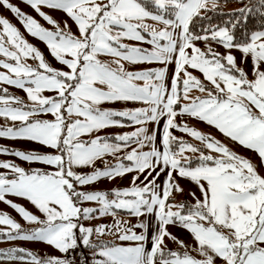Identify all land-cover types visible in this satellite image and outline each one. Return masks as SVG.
Returning <instances> with one entry per match:
<instances>
[{"label": "snow or ice", "instance_id": "6c2138e0", "mask_svg": "<svg viewBox=\"0 0 264 264\" xmlns=\"http://www.w3.org/2000/svg\"><path fill=\"white\" fill-rule=\"evenodd\" d=\"M25 2L52 27L10 0L0 5L63 67L53 66L0 15V84L27 96L0 87V116L6 121L0 138L53 149L0 146V154L48 166L25 168L0 160L6 170L0 171V202L32 225L0 210V240L45 242L61 255L9 246L0 248V261L264 264V0H247L228 12L223 11L228 0ZM44 8L68 19L57 21ZM216 15L222 19L213 22ZM250 17L257 21L251 27ZM115 102L144 106H104ZM185 117L214 127L224 140ZM125 121L138 127L106 131L124 127ZM84 167L91 171L77 170ZM129 173L127 186L85 187ZM183 180L195 189L186 190ZM9 196L26 200L36 212ZM120 211L137 222L121 219ZM105 216L112 221L85 223ZM170 227L187 231L193 243ZM105 235L113 239H100ZM165 238L178 247H168Z\"/></svg>", "mask_w": 264, "mask_h": 264}, {"label": "rangeland", "instance_id": "374dc122", "mask_svg": "<svg viewBox=\"0 0 264 264\" xmlns=\"http://www.w3.org/2000/svg\"><path fill=\"white\" fill-rule=\"evenodd\" d=\"M11 3L16 4L18 7L21 8L22 11H24L25 13L31 14L34 18H36L43 26L45 27H49L51 28L52 25L48 24L46 21H44L41 17L38 16V14L25 2V0H10ZM226 11H230L232 9H236L239 8L238 6L234 5V4H228L224 6ZM45 12L51 14L53 16L54 19H56L57 21H63L68 19L66 17V15L62 12V11H54V10H50L48 8H44L43 9ZM0 15H3L5 17H7L14 25H16V27H18L20 29V31L25 35V38L28 39V41L30 43H32L34 46L38 47L45 55V57L49 60L50 63L53 64V66L57 67V68H61L63 67L62 65H60L58 62H56L49 54V51L46 47V44L44 42H42L41 40H39L38 38L32 37L31 35H29L23 28L22 24L20 23L19 19L10 11L5 9L2 5H0ZM151 22V21H149ZM69 25L72 27V31L75 32L76 31V26L72 23V21L69 19L68 20ZM128 43H136L134 41H126ZM143 47H149V45L144 44L142 45ZM221 51L223 49H220ZM237 55V59L239 61V53H236ZM2 58V57H0ZM30 63H33V61L29 60ZM157 65L155 64H142L139 65V67L142 68H151V67H155ZM172 65H169V68H171ZM0 71H3V69H0ZM194 74H196L197 76H200L201 74L199 72H195ZM0 87H4L7 88L8 91L12 94L15 95H19L22 98H24L25 100H27V96L26 93L19 89L16 86H11V85H7V84H0ZM46 95H51V92H45ZM105 107H112V108H117V109H122L124 107H128V108H133V107H142L144 105L140 104V103H136V102H115L109 105H104ZM48 118H51L50 116ZM177 118H180L179 116ZM188 122V121H187ZM6 123L5 118L0 116V125H4ZM7 123L11 124L12 122L9 120L7 121ZM18 123V122H17ZM190 125H194L196 126L194 123L192 122H188ZM163 124V120L160 121V125L162 127ZM135 127H138V125L135 124H125L124 127H113V128H109L106 131L109 133H123V132H127V131H132L134 130ZM147 127L151 130L154 125L152 123H149L147 125ZM174 132L175 135L177 136H184L185 139H191L190 137L186 136L185 134L179 132V131H175V129L172 130ZM157 136H159V133L157 134ZM217 137V136H216ZM221 140H224L223 134H221L220 137H217ZM195 142V141H194ZM198 143V142H197ZM0 146H8L11 148H19L21 150H40L42 152H51L53 151V149L45 147L39 143L36 142H32L26 139H8V138H0ZM130 147H135V146H130ZM245 154V153H244ZM247 155V154H245ZM11 160L14 161L15 163L20 164L21 166L25 167V168H30V167H37V168H46L48 167L47 165L41 164V163H28L23 161L20 158L15 157L14 155H7V154H0V160ZM111 159V158H110ZM99 163V162H98ZM78 171L81 172H89L91 171L90 168L84 167V168H79L77 169ZM0 171H6L5 169L0 168ZM132 174L129 173L128 175H126L123 179L117 178L115 180H108V179H101L97 182L91 183L87 186H85L88 189L91 190H105L106 188H113V187H123V186H127L128 185V181H129V177ZM181 183L183 184V186L185 187V189H195V185L191 184L189 181L187 180H183L181 181ZM198 194V193H197ZM15 202H18L22 205H24L25 207H27L28 209H30L31 207H33L30 203H28L26 200L21 199V198H14ZM88 204L90 206H94V202H88ZM14 211V210H13ZM15 213L16 219H18L20 221V223L23 225V223H27L25 221H23V219L18 215V213ZM137 217L132 216L131 218V223H136L137 222ZM0 227H3L2 225H0ZM139 229V228H136ZM140 230V229H139ZM193 243V242H192ZM9 245V241H4V240H0V248H4L7 247Z\"/></svg>", "mask_w": 264, "mask_h": 264}, {"label": "crops", "instance_id": "0c3cea01", "mask_svg": "<svg viewBox=\"0 0 264 264\" xmlns=\"http://www.w3.org/2000/svg\"><path fill=\"white\" fill-rule=\"evenodd\" d=\"M179 119L180 118H177V120H179ZM184 119L186 121H188V122L194 123L197 128H199V129H201V130H203L205 132L212 133L213 135H215L217 137L221 136V133H219V131L217 129H215L212 126L207 125L206 123H203V122H200V121H197L195 119L188 118V117H185ZM125 124H130V123L128 121H125ZM158 138H159V136H158ZM131 146H135V144H132ZM236 150L241 152V153H243V154L245 153V154H247L249 156H253V157L255 156L254 153H252L249 150H247V149H245L243 147H240V146H238L236 148ZM105 190H110V189L106 188ZM8 198L14 200L15 197L14 196H9ZM182 198L183 197H181V196H177L178 200L182 199ZM188 199H191V197H188ZM0 210L8 212L13 218L16 219V216H15V213H14L13 209L10 206H8L7 204H5L4 202H0ZM29 210H31L33 212H36V209L34 207H31ZM37 214H39V213L37 212ZM118 215L120 216L121 219L131 222L132 216L126 214L124 211H120L118 213ZM111 221H112V217L111 216H105V217H102L100 219H93L91 221H85V223L86 224H88V223L96 224V223H101V222H109L110 223ZM23 225L25 227H32V225H29L27 223H23ZM135 230L138 231V232L140 231L139 229H135ZM169 230L171 232H173L180 239H183L185 242H187L189 244H192V242H193L192 238H191V236L189 235V233L187 231L183 230L180 227H170ZM100 239L111 240V239H113V237L110 236V235H105V236H101ZM116 242L120 243V241H116ZM165 242L167 243L168 247H170V248L175 249V248L178 247V245L176 243H174L173 241H171L168 238H165ZM9 246H23L25 248H28V249H30L32 251L37 252L40 255H43L45 253L61 255L58 251H56L53 247L49 246L45 242H31V241H24V240L17 239V240H14V241H9V245L7 247H9ZM193 254L195 255V253H193ZM0 264H26V262L13 260V261H0Z\"/></svg>", "mask_w": 264, "mask_h": 264}, {"label": "trees", "instance_id": "16d2710c", "mask_svg": "<svg viewBox=\"0 0 264 264\" xmlns=\"http://www.w3.org/2000/svg\"><path fill=\"white\" fill-rule=\"evenodd\" d=\"M242 3H247V0H228V2L223 5V11L224 12H228L224 8L225 5L234 4V5L238 6V7H240ZM210 15H212V14L210 13ZM220 19H222V17L216 15V16H214L213 22H216V21H218ZM256 22L257 21L254 18H252V17L249 18V26L250 27L253 26Z\"/></svg>", "mask_w": 264, "mask_h": 264}]
</instances>
